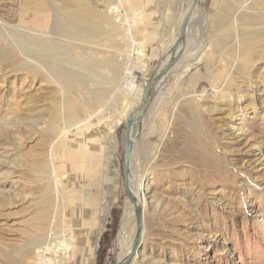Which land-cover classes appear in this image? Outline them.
I'll use <instances>...</instances> for the list:
<instances>
[{"label":"rangeland","instance_id":"374dc122","mask_svg":"<svg viewBox=\"0 0 264 264\" xmlns=\"http://www.w3.org/2000/svg\"><path fill=\"white\" fill-rule=\"evenodd\" d=\"M184 2L0 0V264H31L51 228L70 239L71 264L85 261L73 194L99 190L112 204L80 236L90 264L117 263L136 227L123 186V124L137 103L126 60L134 55L145 80L146 39L173 23L164 48L172 43ZM66 9L102 15L99 36L55 33ZM169 9L173 19L156 20ZM199 11L187 70L162 83L133 150L146 197L134 260L264 264V0H200ZM49 53L67 69L63 82L44 68Z\"/></svg>","mask_w":264,"mask_h":264},{"label":"bare ground","instance_id":"6f19581e","mask_svg":"<svg viewBox=\"0 0 264 264\" xmlns=\"http://www.w3.org/2000/svg\"><path fill=\"white\" fill-rule=\"evenodd\" d=\"M118 2H119V0H116V1L106 0V4L108 6L113 5L112 9H117V7L115 5ZM106 4H104V5H106ZM190 4H191V0H185L184 4L181 5V11H180L181 12L180 13L181 18H179L180 21H181L183 15L185 14V12L187 11V9L189 8ZM64 8H66V7H63V9ZM202 18L203 17L201 16V13L199 11V6H196L195 10L193 11L191 22L189 23L188 28H187V32L185 35V44L181 50L185 51L184 48L188 45L187 44L188 40L191 37H193L194 33H195V32L193 33L191 30L194 29V27H196L199 23H201ZM102 20H103V16L100 15L99 13L97 15H94L92 13L91 15L86 16L83 14H80V15L74 14L70 10L66 9V11L63 12V14H58L56 16L54 31L57 34L59 33L62 36H66V37H69L72 39L73 38L81 39V38L92 37V36L96 37L98 35V32H99L98 28L101 25ZM180 21H179V23H180ZM83 40H85V39H83ZM173 42L168 44L167 47L164 48L163 51H164L165 55L161 59V63H163V62H165V60H167L168 55H169V48L173 44ZM180 47H181V45H179V48ZM133 51H134L133 54L139 55L141 53L140 49L135 48V42H134ZM194 52H196V51H194ZM55 54L56 53H49L48 56L51 57L50 60L43 61L42 63L44 64V68H45L46 72H48L49 76H51V78L53 80H59V81L63 82L64 74H66L67 69H65L63 67L64 64H63V66H61L56 62ZM126 62L128 63V66H127L128 68L132 67V65H133V68L130 70V74L132 76L131 80L133 82L129 83V86H131L134 89V91L131 90L132 96L134 97V102H137L136 104H139L141 102L145 92L148 89V85H147L148 84V77L144 80L143 71H142L143 65L137 64V62L135 61L134 55L133 56L129 55ZM185 70H187V69H185ZM167 76L163 78V81H161L159 88L161 87L162 83L164 81H166ZM142 83H143V85L141 87ZM142 122H143V120L139 123V126L137 127V135L133 140L134 147H135V144L137 142V136L141 133ZM51 133H54L53 128L51 129ZM134 147L132 148V155H133ZM49 167L51 169V164H49ZM130 167H131V164H130ZM137 176H138L137 173L134 175L131 174V169H130V175H129L128 183H129V188H130L131 192L133 193V196H135V198L137 200V205L140 208H143V206L146 203L145 193L143 192L144 186L141 184V181L135 180L137 178ZM46 202H47V204L50 205L51 199L47 200ZM131 206H132V213H130V215L131 214L134 215V206L132 205V203H131ZM127 216H129V214ZM135 231H136V227H135ZM55 232H56V234H55ZM52 237L58 238L57 229L51 228L50 230H48V232L45 235L44 241L39 245L46 243ZM141 238H142V235H141ZM135 240H136V232L134 233V235H132L126 241L125 246L123 248V251H122L121 255L118 257V262L122 263L128 257V255L130 254V252L134 246ZM135 255L133 256V258L131 259V262L129 264H136Z\"/></svg>","mask_w":264,"mask_h":264},{"label":"water","instance_id":"95a60500","mask_svg":"<svg viewBox=\"0 0 264 264\" xmlns=\"http://www.w3.org/2000/svg\"><path fill=\"white\" fill-rule=\"evenodd\" d=\"M196 6H200V0H191L189 8L185 12L179 23L178 34L173 44L169 48V55L167 60H165V62L163 63H161V61L157 62L151 69L150 74L148 76L147 91L145 92L141 102L131 108L129 116L124 122L125 138L123 151V186L129 201L134 206V216L136 222V240L128 257L122 263L117 261L116 264H129L131 262V259L136 254L137 249L140 246L141 235L143 232V211L142 208L137 205V200L135 196H133V193L131 192L128 183L131 169L130 164L132 159L133 140L137 135V127L139 126V123L143 120L144 116L147 113V110L155 99L161 81H163V78L171 72V70L177 65V63L181 59V49L185 44V35L187 32V28L189 23L191 22L193 11L195 10ZM179 45H181L180 48Z\"/></svg>","mask_w":264,"mask_h":264},{"label":"crops","instance_id":"0c3cea01","mask_svg":"<svg viewBox=\"0 0 264 264\" xmlns=\"http://www.w3.org/2000/svg\"><path fill=\"white\" fill-rule=\"evenodd\" d=\"M159 15L157 16L156 20H161V21H165V18H170L173 19L174 17V13L171 12V9L169 10H165L161 13V11L155 12L158 13ZM173 28L174 25L172 23V25H170V27L168 26H161L158 28H155L153 30V34L152 36H148L146 39V45H147V49L149 51V57H147L144 61L147 65L148 60H152V64H151V69L154 67V65L161 61V59L164 57V45L167 44V42L165 41L167 38V34L169 32V34L173 32ZM154 34L156 35V37H154ZM186 61L183 62H178L177 65L172 69V71L168 74L169 76H179L183 70H185L184 66L186 65ZM139 62H137L138 64ZM150 69V71H151ZM176 78V77H175ZM124 126V124H123ZM124 138H125V128H124ZM134 147V145H133ZM105 149V146H104ZM123 151H124V142H123ZM108 153V151L103 150V154ZM90 180V178H89ZM86 180L87 183L92 182V180ZM100 182V181H99ZM98 182V184H99ZM94 183V182H93ZM89 185V184H88ZM99 188V186H98ZM74 189V188H73ZM74 192V191H73ZM112 196H110L107 193H102L101 190L97 191V195L92 196V195H88V192H84L81 193L80 195H74L73 194V199L75 200H83V207L80 209V213L79 215H81L82 220H83V226H82V230L80 231H85V233L89 232L90 230H98V222H100V215H102V208L105 207L108 208L111 204H112V200H111ZM85 204V205H84ZM81 228V227H80ZM94 228V229H93ZM77 230H79V227L77 228ZM83 232H79L75 237V242L78 246V250L81 252V256L83 255V258H85V261H80L77 260V264H90L93 261V257L91 255H88L90 253H88L87 251V246L89 247V241H85L84 236L82 238L81 233ZM96 238V237H94ZM85 241V242H84ZM87 242V243H86ZM94 242L96 244V239H94ZM95 244L93 243V246L95 247ZM75 250V249H74ZM77 249L75 250L76 252L78 251ZM92 250V249H91ZM87 254V256L85 255Z\"/></svg>","mask_w":264,"mask_h":264},{"label":"built area","instance_id":"2783aa9c","mask_svg":"<svg viewBox=\"0 0 264 264\" xmlns=\"http://www.w3.org/2000/svg\"><path fill=\"white\" fill-rule=\"evenodd\" d=\"M71 241L66 236L52 237L35 249L31 264H71Z\"/></svg>","mask_w":264,"mask_h":264}]
</instances>
